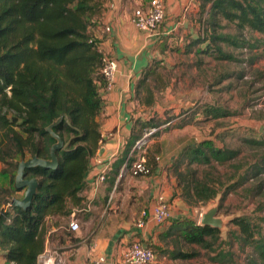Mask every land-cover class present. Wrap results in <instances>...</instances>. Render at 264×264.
<instances>
[{
  "label": "trees",
  "instance_id": "1",
  "mask_svg": "<svg viewBox=\"0 0 264 264\" xmlns=\"http://www.w3.org/2000/svg\"><path fill=\"white\" fill-rule=\"evenodd\" d=\"M199 4V21L212 20L216 26L225 19L240 30L263 36L259 45L260 39L251 43L229 34L213 35L217 59H235L219 42L236 48L262 46L264 51V0H199ZM101 7L102 0H0V174L4 176V184H0V257L4 264H38L46 249L48 218L76 215L84 207L81 193L90 161L103 141L97 117L103 108L101 66L105 54L91 29ZM193 40L204 42L200 35ZM150 75L151 65L135 84L136 97L149 106L154 103ZM141 91L147 94L140 96ZM203 112V120L230 114L219 106ZM137 123V131L119 158L126 169L134 159L135 150L129 153L136 141L147 129L158 126L154 119ZM59 138L63 145L55 151V167L25 168V178L38 180L30 205H13L14 198L24 197L15 196L25 190L16 186L20 162L35 156L51 160L52 146ZM250 142L264 149V139ZM158 151L157 146L146 158L150 174L157 166ZM239 152L217 145L212 138L185 144L171 165L183 198L190 204L207 203L223 192L224 199L230 191H221V179L211 173L200 178L194 166L225 165ZM261 152L250 175L260 180L259 189L264 188V150ZM230 223L237 229H230L228 247H224L221 228L194 218L179 219L172 232L170 257L190 260L204 249L213 263L239 264L232 248L236 242L241 251L249 250L245 264H264V215L259 221L238 215Z\"/></svg>",
  "mask_w": 264,
  "mask_h": 264
},
{
  "label": "rangeland",
  "instance_id": "2",
  "mask_svg": "<svg viewBox=\"0 0 264 264\" xmlns=\"http://www.w3.org/2000/svg\"><path fill=\"white\" fill-rule=\"evenodd\" d=\"M112 2L114 1L102 0L108 8ZM133 2L134 0H124L125 8L122 10L132 12L133 8L129 10V4ZM134 4H137L136 7L141 5L136 2ZM103 7L102 4L101 14L105 10ZM199 18L200 14L195 18L192 16V24L188 21L186 25H177L176 32L169 34L167 45H159L151 51L152 75L148 82L153 87L154 103L148 106L144 119H154V125H158L159 130L148 136L144 154L148 158L150 150L152 152L157 146L163 145L167 156L178 155L185 144L205 138L214 139L219 146L239 149L238 157L225 165L214 168L194 166L199 169L200 178L211 173L213 177L221 179L222 184L218 185L221 191L226 188L230 191L224 199H221V192L220 196L207 203L190 204L185 200L195 209L193 211L199 222L203 213L218 207V217L222 220V239L226 242L224 247H228V232L230 229H237L230 223L234 216L248 215L259 221L264 215V188H257L260 180L250 176L255 161L263 153L261 149L264 150L250 142L251 139H264V51L262 46L236 48L219 42L235 58L219 60L215 57L216 43L212 37L229 34L251 43L260 39V45L263 36L247 29L240 30L225 19H220L219 25L213 26L212 20L203 18L199 21ZM97 20L93 22V32L94 29L98 30ZM195 34L200 35V40L203 39L204 42L194 43L193 39L197 38V35L193 36ZM139 93L140 96L147 94L145 91ZM213 106L226 109L230 114L203 120V110ZM141 151L138 149L135 155L142 153ZM2 167L0 164V170ZM2 176L0 174L1 185L4 184ZM24 191L15 196H22ZM77 214L52 219L65 226L74 217L81 226L83 212ZM64 231L65 228L62 232ZM59 236L62 238L63 234L60 233ZM53 242L48 244V249L61 253L62 250L58 245H53ZM232 248L238 254V263L245 264L249 250L241 251L236 242ZM208 255L209 252L202 249L199 257L183 260L180 264H217L209 260Z\"/></svg>",
  "mask_w": 264,
  "mask_h": 264
},
{
  "label": "crops",
  "instance_id": "3",
  "mask_svg": "<svg viewBox=\"0 0 264 264\" xmlns=\"http://www.w3.org/2000/svg\"><path fill=\"white\" fill-rule=\"evenodd\" d=\"M113 1L110 8L102 3L105 10L102 16L97 17L98 30L93 32L103 53L117 59L118 71L113 89L102 91L103 108L97 120L103 141L90 161L86 187L81 193L84 207L76 210L83 212V221L80 229L73 231L69 228L70 221L64 226L54 222V217L48 218L45 224L46 249L55 240L53 245L62 250L59 254L66 264H88L100 256L106 258L103 264H122L128 246L138 239L155 252L156 260L152 264H180L182 260L170 257L174 248L171 240L175 222L196 217L195 209L181 195L171 168L176 155L167 156L163 145H160L153 173L139 176L132 175L130 169L125 168L126 163H120L119 158L139 127L137 121L147 115L149 105L136 97L135 84L143 70L150 66L151 51L159 45H167L169 34L176 32L177 25H186L188 21L192 24V16L195 18L200 12L199 0H163L165 22L162 30L152 34L137 29L132 22V13L137 5L134 3L144 6L149 3L142 0L127 3L129 10L133 8L128 13L122 10L125 8L124 0ZM105 167H108L106 179L98 185L96 175ZM160 194L170 203L171 219L163 224L149 219L144 227L137 226L141 210L152 208ZM4 263L0 257V264Z\"/></svg>",
  "mask_w": 264,
  "mask_h": 264
},
{
  "label": "built area",
  "instance_id": "4",
  "mask_svg": "<svg viewBox=\"0 0 264 264\" xmlns=\"http://www.w3.org/2000/svg\"><path fill=\"white\" fill-rule=\"evenodd\" d=\"M166 16V8L163 0H150L147 6L140 5L134 8L132 13V22L139 30L148 33L157 32L164 23ZM118 71L117 59L110 54H105L102 58L101 75L104 79V91L113 89L116 82V75ZM159 128L153 127L147 129L143 136L136 141L131 153L135 150L141 149L142 153L134 155V159L129 167L132 175H147L150 173V168L147 165L145 158L144 146L148 141V136L157 133ZM155 133V134H156ZM135 153V154H136ZM107 168L105 167L100 173L96 175V183L99 185L106 179ZM172 217L171 207L169 201L164 195L160 194L152 208H143L140 216L136 220L139 227H144L149 219L157 224H163L169 221ZM69 228L73 231L80 229V223L77 218H72L69 222ZM156 260V254L151 247L145 245L142 241L135 239L128 246L122 264H152ZM105 256H100L89 261L88 264H103L105 263ZM38 264H66L62 255L57 251L45 249L38 258Z\"/></svg>",
  "mask_w": 264,
  "mask_h": 264
},
{
  "label": "water",
  "instance_id": "5",
  "mask_svg": "<svg viewBox=\"0 0 264 264\" xmlns=\"http://www.w3.org/2000/svg\"><path fill=\"white\" fill-rule=\"evenodd\" d=\"M63 141L59 138V141L52 146L51 149V160L33 157L26 161H21L18 166L16 176V186L18 188H25L23 198H14L12 201L13 205L28 207L32 201L33 195L36 192L38 186V180L36 178L27 179L25 178V168L33 165H42L48 167H55L57 165L56 149L62 147ZM218 207L211 208L201 216L200 224L211 225L213 227L220 228L222 220L218 217Z\"/></svg>",
  "mask_w": 264,
  "mask_h": 264
}]
</instances>
